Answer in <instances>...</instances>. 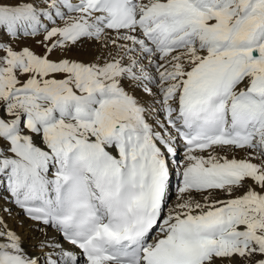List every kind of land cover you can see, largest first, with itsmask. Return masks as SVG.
<instances>
[{"label": "snow or ice", "instance_id": "obj_1", "mask_svg": "<svg viewBox=\"0 0 264 264\" xmlns=\"http://www.w3.org/2000/svg\"><path fill=\"white\" fill-rule=\"evenodd\" d=\"M85 39L114 51L52 58ZM0 181L80 250L44 264H264V0H0ZM0 264H41L2 216Z\"/></svg>", "mask_w": 264, "mask_h": 264}, {"label": "bare ground", "instance_id": "obj_2", "mask_svg": "<svg viewBox=\"0 0 264 264\" xmlns=\"http://www.w3.org/2000/svg\"><path fill=\"white\" fill-rule=\"evenodd\" d=\"M77 2V0H73V3ZM57 23H62L61 21L57 20ZM49 27L51 25L49 24ZM36 37H43V34H38L35 37H19L17 39H10L8 37H4L5 40H8L12 46L14 45L12 42H22L24 40L29 39H35ZM19 45V44H17ZM21 45V44H20ZM32 49H36V45L29 46ZM114 50V49H113ZM41 52V51H40ZM44 52V51H43ZM42 52V53H43ZM40 53V54H42ZM107 54L105 53V49L102 48L101 44L94 41V40H83L79 45L76 47L71 48L67 52L61 54L60 52H56L53 54L52 58L57 59L61 55L67 56L72 59L80 60L85 63L95 60V58L101 54ZM129 91H132L134 95L137 96L138 99L141 100L142 103L147 102L148 104H151V98L146 96L142 91L139 89H129ZM154 107L158 108L159 105H154ZM165 118V114L160 111L155 114H152L148 117L149 122L153 121H163ZM35 142L43 147V145L40 142L39 137H35ZM177 149H178V155L176 157L177 160H180L183 158V144L181 141H177ZM220 155H226L229 159L236 158V159H244L248 155V151L251 150H243V149H218L217 150ZM252 162L259 163V160L254 159ZM178 177L175 174V171L172 175V189L170 191V194L174 193L176 195V188L174 189L173 186L177 185ZM248 186H252L256 191H261V189L253 183L252 180L248 179L244 182L243 187L236 188V190L233 191L232 197L243 195V193L247 190ZM176 187V186H175ZM193 198L195 200L202 201L203 196L208 195L207 192L205 193H192ZM174 198V196H173ZM169 199L168 205H174L176 203L175 199ZM176 198V196H175ZM212 198L213 199H227L229 198L226 193L221 192L219 190H215L212 192ZM7 208L10 209V214L7 212H4L3 210ZM0 216L4 218V220L7 222L8 226L12 229H14L18 234H20L24 238V247L25 250L33 255H40L41 264H44L45 256L49 252H53L55 256L59 255V250L55 249H49L44 248L41 249L39 247H35L34 245H37L40 240L42 239H49V240H55L58 241L62 247L66 250H71L79 253V251L74 248L72 245H69L61 240V237L58 235V232L56 229L45 226L42 223H36L29 219H27L21 209H19L11 200L10 194L6 190V184L3 181H0ZM157 235V230H154L152 232V236L149 237L151 240L152 237H155ZM81 264H83V260H81ZM217 264H230L228 260H218ZM231 264H245L243 260H241L239 257H234L231 260Z\"/></svg>", "mask_w": 264, "mask_h": 264}, {"label": "rangeland", "instance_id": "obj_3", "mask_svg": "<svg viewBox=\"0 0 264 264\" xmlns=\"http://www.w3.org/2000/svg\"><path fill=\"white\" fill-rule=\"evenodd\" d=\"M29 40H30V42H28V40H24V41L18 42V43L17 42H12L14 44L13 45V48L19 50L20 48L29 47V46H31V44L32 45L34 44V45H36L37 50L36 49H32L31 47H29V48L32 49L33 51H35L38 54H40V53H42L44 51V47L42 46V44L38 43L39 41H42L43 40V37H36L35 39L33 38V39H29ZM17 44H19V45H17ZM107 51H114V50L111 49V48H109V49L105 50V53H107ZM175 186L176 185L173 186L174 189L176 188ZM173 196H174V198H173ZM175 196L176 195L174 193L170 194V199L173 198L176 201Z\"/></svg>", "mask_w": 264, "mask_h": 264}]
</instances>
